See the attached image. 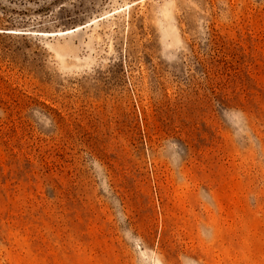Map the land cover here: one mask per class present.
<instances>
[{"label":"rangeland","instance_id":"rangeland-1","mask_svg":"<svg viewBox=\"0 0 264 264\" xmlns=\"http://www.w3.org/2000/svg\"><path fill=\"white\" fill-rule=\"evenodd\" d=\"M0 264H264V0H0Z\"/></svg>","mask_w":264,"mask_h":264},{"label":"bare ground","instance_id":"bare-ground-1","mask_svg":"<svg viewBox=\"0 0 264 264\" xmlns=\"http://www.w3.org/2000/svg\"><path fill=\"white\" fill-rule=\"evenodd\" d=\"M77 29H79V27H77V28H75V29H73V30H77Z\"/></svg>","mask_w":264,"mask_h":264}]
</instances>
